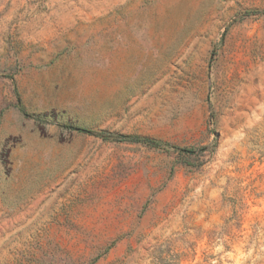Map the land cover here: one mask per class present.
<instances>
[{"label":"rangeland","instance_id":"rangeland-1","mask_svg":"<svg viewBox=\"0 0 264 264\" xmlns=\"http://www.w3.org/2000/svg\"><path fill=\"white\" fill-rule=\"evenodd\" d=\"M0 264H264V0H0Z\"/></svg>","mask_w":264,"mask_h":264},{"label":"trees","instance_id":"trees-1","mask_svg":"<svg viewBox=\"0 0 264 264\" xmlns=\"http://www.w3.org/2000/svg\"><path fill=\"white\" fill-rule=\"evenodd\" d=\"M135 142L142 143V144L148 145L150 147H157V146H159V143L158 142L151 141V140H147V139L136 140Z\"/></svg>","mask_w":264,"mask_h":264}]
</instances>
